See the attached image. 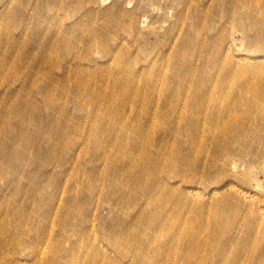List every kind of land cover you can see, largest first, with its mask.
I'll return each mask as SVG.
<instances>
[{"label": "rangeland", "instance_id": "rangeland-1", "mask_svg": "<svg viewBox=\"0 0 264 264\" xmlns=\"http://www.w3.org/2000/svg\"><path fill=\"white\" fill-rule=\"evenodd\" d=\"M0 264H264V0H0Z\"/></svg>", "mask_w": 264, "mask_h": 264}]
</instances>
